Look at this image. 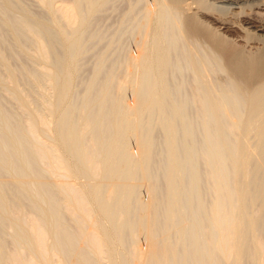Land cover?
I'll use <instances>...</instances> for the list:
<instances>
[{
	"label": "bare ground",
	"instance_id": "bare-ground-1",
	"mask_svg": "<svg viewBox=\"0 0 264 264\" xmlns=\"http://www.w3.org/2000/svg\"><path fill=\"white\" fill-rule=\"evenodd\" d=\"M18 1L0 0V23L14 31V45L20 28L34 36L47 79L25 75L52 92L44 87V107L32 108L21 70L0 51L7 88L27 112L14 123L0 109V264H264V19L243 13L264 0L151 1L123 77L114 68L100 79L111 59L104 51L78 97L86 43L102 38L88 28L114 0H40L49 22L28 13L16 22L7 11ZM217 3L254 36H229L243 29L208 15ZM184 66L189 95L176 77ZM220 69L225 77L214 76Z\"/></svg>",
	"mask_w": 264,
	"mask_h": 264
},
{
	"label": "rangeland",
	"instance_id": "rangeland-1",
	"mask_svg": "<svg viewBox=\"0 0 264 264\" xmlns=\"http://www.w3.org/2000/svg\"><path fill=\"white\" fill-rule=\"evenodd\" d=\"M60 1H62V0H56L55 1L57 6L61 4ZM134 1L136 3L137 2H140V3L139 4L137 3V6H136V5H134V4H136ZM149 1H150V4H149ZM149 1L148 0H137V1L136 0H114L112 3L109 4V6L105 7L104 11L99 13L97 15V17H95V19L92 20V24H91L92 28H88V30L90 31V32L88 31V33H91V31L95 32L96 30H98V32H102V34L100 33L102 38L99 39V37H97V39H98L97 40V39H93V37H92L91 38L92 40L90 39L86 43V46H87V48H86L87 52H85L86 56H84V57H82V59H80L79 63L81 65L79 64L80 66L77 67V73L78 74L76 73V76L78 75L77 83L78 82L79 83L76 84L77 90L75 88V93H78V94H76V97H78V95H80V94L82 95L83 92L86 91L85 88H86V86H87V84L89 82V78L93 76V72L96 70V66H98V62H99L98 57L100 58V55L104 51H105V53L108 54L109 57H111V59L109 58L108 59L109 61L107 60V63L105 65L106 67L104 66L102 71L100 70V75H101L100 79L103 80L104 78H106L109 75V73H111L110 71H112V72L114 71V68L116 70V72L114 71V73L115 74L119 73L118 75L116 74V79H117V77H118V79L123 77L122 73H123L124 70H126L124 66H126L125 63H127V59H130L131 56L132 57L134 56L133 54L135 53L136 49L142 43L141 42L142 41V37H143L142 35L145 34V32L143 33V31L145 29L144 30L142 29L143 28L142 20H144L146 18V16L149 17L150 14L152 13L151 11H153V3H154L155 0L154 1L153 0H149ZM151 1H153V3H151ZM19 2H21L23 5L20 4ZM40 3H41L40 0H19L16 3V7L12 10L13 12H11V11L10 12L7 11V12L12 18L14 17L13 19H15V20L17 19L16 22L17 21L21 22V20L24 21L26 17H24L23 19H21V18H22V15L24 16L25 13L26 14L28 13V14H30L32 16H35L34 17L35 19L37 17V19H39V20L41 19V20L48 21V22H49V19L53 20L54 18H53L52 13L48 12V10L44 6H42L43 4L42 3L40 4ZM147 4H149V5H147ZM217 4L220 5L221 12L218 11L220 9H218L219 6L216 5L217 6L216 8H213L212 11L211 10L208 11V15H210L212 13H213V15H215V13L216 14L220 13L222 15L221 16L222 18L225 17L231 23H233V21H234V24H236V26H238V28L243 29L242 32L238 30V31L232 33L229 36H231V37L233 36L232 38H237V37H239L241 35L242 39H244V40H246V39L249 40L250 39L249 37H251V36L253 37L254 36V31H253V29L251 27L241 25L242 24L241 19L243 18L242 16H239L237 14L233 15L232 13H229V12H231V10L230 9L227 10L228 4H225V3L224 4L217 3ZM20 5L22 6L21 8H20ZM133 5L135 6V8L133 7ZM245 8L246 9H244L243 13H247L249 15V13L251 14L253 12L254 13L257 12V15H260V18L264 19V6L263 7H259V8L253 7L252 9L247 6ZM222 10L224 12H222ZM210 11H211V13H210ZM31 12H32V14H31ZM4 14H5V12L3 13V11H0V22H2V25H3V20L5 18ZM26 14H25V16H26ZM55 14H58V13L55 12ZM50 15H51V17H50ZM126 15L130 16V17L128 16L129 17L128 21L129 22L132 21V22L131 23L127 22V24H124L123 25L124 27H123L122 25H119V24H121V21H122L123 17H125ZM55 16H58V15H54V17ZM154 17L155 16H152L151 20L154 21V19H156ZM133 18H134V21H133ZM19 19H21V20H19ZM2 25L0 23V31L2 32V33L0 32V35L2 36V37L0 36L1 37L0 38V51H2L4 53L5 57H7V60L9 62V66L10 67H12L13 69L17 70L18 73L21 70L19 76L21 77L20 85H22V86H20V87H21V90L23 89L22 90L23 95L27 99L29 98L32 108H34V109L36 108L37 110L39 108V110H40L41 107H42L41 100H42L43 97L40 100V97L43 95L42 93L43 92L48 93V94L44 93V95L46 94L47 97H49L50 96V92H52L51 91L52 89L50 90V92H47V90H49V88H51V86L50 87L48 86L49 85L48 81L46 82V80L42 79V83L44 81V83L46 82L47 84L45 85L43 83L42 86L43 85H45V86H43V87L41 86V88H42V90H41V88H39V86H37V84H35L32 81V79L27 74L25 75V73H26L25 71L26 70H33V72L35 70V74L37 76H39V75L42 76V74H43L42 69H44V67H42V66H44V65H43V63H40L41 61H40V59H38L39 57H37V54L35 52L36 51V46H35L36 43L33 42V41H35L34 36L32 34H30V32L26 28L18 29L20 31V33L18 32L19 36H22L20 38V40H22L20 45L22 44L21 46H23L24 49H26L25 51H22L20 49V45L19 44H18L19 46L18 45H14V44H17V42L15 40L16 36L14 35V31L9 29L8 27L6 28V26H2ZM95 25H97V26H95ZM112 37L115 38V42L111 46L108 43H110L109 40ZM262 37L264 38V35ZM32 39H34V40H32ZM238 43H240L242 45L245 44L242 41H240ZM109 45L111 46V48L109 47ZM202 47H203V45H202ZM204 48L205 47H203V49ZM246 50H250L248 45L246 47ZM32 53L34 55H36V56L32 55ZM97 54H99V55H97ZM112 67H113V69H112ZM184 68H185V70L183 69L182 72L180 71V72H178L176 74V77H178L177 82H178L179 79H186L185 80V84L186 85H185V88L182 87V92H184V90H185L186 94H188V93L190 94V92H189L191 90L190 82H192L191 79H193V76L190 75V74H192L190 70L188 72V70H186L187 68L185 66H184ZM6 70L8 71L9 69H7V67L4 65V63L1 62L0 63V79H1L0 80V109H3V108L7 109L12 114L14 123H23L26 120V118H27V112H25L24 109H21V107L19 106L17 100H15L14 97L9 92V88H7V87H10V85H7L9 83V80H8L9 79V76H8L9 74H7V73H9V72H7ZM41 71H42V74H41ZM37 72L40 73V74H38ZM106 72H107V74H106ZM21 73H23V74H21ZM124 73H125V71H124ZM180 73H181V75H178ZM225 73H226L225 70H221L220 69L214 74V76L225 77L226 76ZM182 74L184 75L183 78H181L183 76ZM42 77L47 79L45 77V74ZM26 82H27L28 85L26 84ZM29 83H34L35 86L33 84H29ZM187 84H188V87H187ZM47 86H48V88H47ZM43 88H44L45 91H43ZM46 88H47V90H46ZM183 88H184V90H183ZM79 91L82 92V93H80ZM40 93H41V95H40ZM47 97H46V99H47ZM43 99H45V98H43ZM191 109L193 110L191 115L195 116L196 114L194 113L195 112L194 107L189 108V110H190L189 112L192 111ZM155 129L156 130H154V137H155V139H157L156 142L158 141V143L160 144L161 141L163 140V137L161 136L163 134L161 132V129H159L158 127L155 128ZM0 134H1V132H0ZM203 137H204V135L202 133L200 134L199 132H197L196 142H197L198 145H201V143L203 142V139H204ZM48 138H49L48 136H42V139H44L45 141H47ZM48 140H50V139H48ZM159 144L157 145V143H156V148H159V146L161 148V144L160 145ZM159 165H160V163H159ZM157 166H155L156 167L155 169L159 170V167L161 166L160 167L161 168L160 171L163 170L162 166H164V165H160L159 167H157ZM157 170H155V171L157 172ZM1 173H3L5 175V177L8 176L7 173L4 172V171L1 172ZM206 197H208V195H206ZM8 229L3 228L4 234H5L4 237H5V239H7V244L9 246V248H10V246L12 248L13 241H11L12 237L10 235L11 234L10 230H8ZM102 261H103L102 263H107L106 259H103Z\"/></svg>",
	"mask_w": 264,
	"mask_h": 264
}]
</instances>
